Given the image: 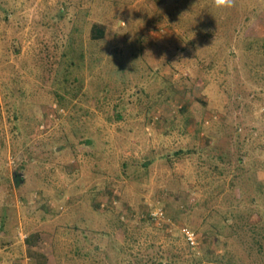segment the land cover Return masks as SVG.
<instances>
[{"label":"rangeland","instance_id":"obj_1","mask_svg":"<svg viewBox=\"0 0 264 264\" xmlns=\"http://www.w3.org/2000/svg\"><path fill=\"white\" fill-rule=\"evenodd\" d=\"M0 264H264V0H0Z\"/></svg>","mask_w":264,"mask_h":264},{"label":"trees","instance_id":"obj_2","mask_svg":"<svg viewBox=\"0 0 264 264\" xmlns=\"http://www.w3.org/2000/svg\"><path fill=\"white\" fill-rule=\"evenodd\" d=\"M105 36V29L102 28V26H100L99 24H95L93 25V28H92V39L95 40V41H99V40H102ZM169 156H167L168 158ZM261 195V194H259ZM233 214L235 215V213L233 212ZM229 217V216H228ZM234 218L238 219L237 216H233ZM229 219H227L226 217L223 218L222 221H220L218 223L217 226H214L212 229L213 230H219V234L220 232L225 228V227H228V224L227 221ZM231 227V226H229Z\"/></svg>","mask_w":264,"mask_h":264},{"label":"built area","instance_id":"obj_3","mask_svg":"<svg viewBox=\"0 0 264 264\" xmlns=\"http://www.w3.org/2000/svg\"><path fill=\"white\" fill-rule=\"evenodd\" d=\"M154 217L162 219L164 218V214L158 210L157 213L154 214ZM183 232L191 245L198 246V237L194 232H191L188 229H184Z\"/></svg>","mask_w":264,"mask_h":264},{"label":"clouds","instance_id":"obj_4","mask_svg":"<svg viewBox=\"0 0 264 264\" xmlns=\"http://www.w3.org/2000/svg\"><path fill=\"white\" fill-rule=\"evenodd\" d=\"M211 3L216 9H230L234 6L235 0H211Z\"/></svg>","mask_w":264,"mask_h":264}]
</instances>
